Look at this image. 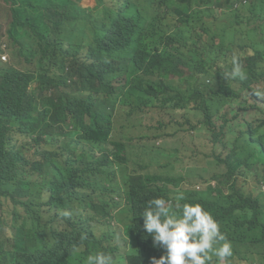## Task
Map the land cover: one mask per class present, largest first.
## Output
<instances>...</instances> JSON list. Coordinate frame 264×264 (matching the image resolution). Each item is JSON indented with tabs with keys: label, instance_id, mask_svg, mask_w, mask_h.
<instances>
[{
	"label": "trees",
	"instance_id": "1",
	"mask_svg": "<svg viewBox=\"0 0 264 264\" xmlns=\"http://www.w3.org/2000/svg\"><path fill=\"white\" fill-rule=\"evenodd\" d=\"M3 1L13 56L30 67L0 58V210L13 205L9 235L0 213V264H87L96 252L111 254L113 264H148L164 249L153 246L140 214L150 199L177 193L186 199L173 203L201 202L212 211L239 260L264 259L257 256L264 255V203L261 223H252L254 206L217 193L237 178L238 190L264 200V0ZM162 9L185 15L204 34L190 38L176 20L147 25ZM234 53L244 81L224 79ZM149 108L197 117L211 143L204 167L178 174L170 169L178 146L114 138L124 115ZM156 154L166 163L149 172ZM193 174L216 185L182 188ZM118 235L127 246L119 258Z\"/></svg>",
	"mask_w": 264,
	"mask_h": 264
},
{
	"label": "rangeland",
	"instance_id": "2",
	"mask_svg": "<svg viewBox=\"0 0 264 264\" xmlns=\"http://www.w3.org/2000/svg\"><path fill=\"white\" fill-rule=\"evenodd\" d=\"M166 1V0H165ZM185 1L182 0H173V5H184ZM94 2L91 0L82 1V6L92 7ZM149 16V15H148ZM12 16L10 13V6L7 5L3 0H0V48L1 45L7 43V56L6 59H3V53L0 50V58L2 61L7 63H12L17 65L20 68H29L30 65L26 63L23 58L14 57L11 45L8 43L7 32L10 27ZM174 20L180 21V26H183L182 22H185L189 27V37L193 38L196 35L204 34V28L198 26L193 28L195 21L190 20L187 23L188 19L185 15H179L174 12H170L168 9H162L156 13L149 16L146 24L150 27H157L159 25H165L172 27L174 25ZM236 15L232 18H228L227 21H235ZM262 21L260 24H263ZM207 37L208 35L205 34ZM121 67H125L122 65ZM184 111H172V110H160L156 108H149L141 113H135L131 116L124 115L121 121L117 124V130L115 133V138L126 143H132L135 145H141L150 147L152 144L163 145L165 141L172 144L173 146H178L181 151V156L175 159L170 164V169L178 174H184L187 171L198 167H204L206 165V157L210 151L211 143L207 138L206 129L198 123L197 117L193 113H189L191 122L187 121V115H184ZM196 125V127H194ZM202 152V154H200ZM247 156V155H246ZM240 158V161H244L245 157ZM166 163V159L163 156H157V154L151 159L147 164L149 165V172H157L161 169V166ZM245 166L239 171V176L244 177ZM195 174L189 177V180L182 182V188L192 187L197 180L194 178ZM235 177V176H234ZM239 179L232 178L230 180L225 179L224 184H219L217 193L228 197L230 199H241L243 204L254 206L253 215L250 218L252 223H261L257 217L260 216L262 209L257 207L259 204L264 203L263 198L258 199L257 196L252 197L249 191H240L237 189V182ZM197 185L205 187L209 184V181L203 180L197 182ZM259 190L264 192L262 186L259 187ZM3 213L6 222L5 232L10 234V224L12 222L13 214V205L9 202H6L3 209L0 210V213ZM114 228L112 229L117 234H120L123 231V225L118 222H113ZM264 236V233H263ZM254 241L260 242L259 237H252ZM115 245H118L119 248L114 254L117 257L118 254L124 253L127 249L126 244L121 240V237H118L114 241ZM242 244L241 240H237L235 244L236 249ZM249 254L255 255L257 253L249 251ZM235 260L234 264H260L261 261L264 263V259H252V260H239L243 255H239L237 252L234 253Z\"/></svg>",
	"mask_w": 264,
	"mask_h": 264
},
{
	"label": "clouds",
	"instance_id": "3",
	"mask_svg": "<svg viewBox=\"0 0 264 264\" xmlns=\"http://www.w3.org/2000/svg\"><path fill=\"white\" fill-rule=\"evenodd\" d=\"M252 1L238 0L234 4L247 6ZM92 2H94L92 7H95V0ZM3 48L4 45L0 50ZM2 53V58L6 59V52ZM230 63L231 71L224 73V79L246 80V72L235 53ZM197 182L201 181L197 180ZM196 183L188 188L204 189L209 185H216L215 181H209L205 187ZM262 187L264 188V184ZM185 199L183 193L175 194L170 200L160 197L152 198L143 208L140 215L143 217L144 230L151 235L154 247L164 249L163 255L153 258L152 262L149 260L148 264H213L214 258L215 264H234V247L220 220L201 202L178 204L172 202L173 200L183 202ZM61 215L70 217L71 212L65 209ZM117 256L119 258V254ZM122 262L127 264L126 261ZM87 264H113V256L96 252L88 255Z\"/></svg>",
	"mask_w": 264,
	"mask_h": 264
},
{
	"label": "crops",
	"instance_id": "4",
	"mask_svg": "<svg viewBox=\"0 0 264 264\" xmlns=\"http://www.w3.org/2000/svg\"><path fill=\"white\" fill-rule=\"evenodd\" d=\"M87 1V0H86ZM92 1V0H91ZM257 256H264L263 254H258ZM247 259L243 260V261H246ZM234 263V262H233ZM260 264H264L262 261Z\"/></svg>",
	"mask_w": 264,
	"mask_h": 264
}]
</instances>
